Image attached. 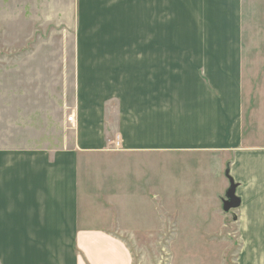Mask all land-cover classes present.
<instances>
[{"label":"crops","instance_id":"obj_1","mask_svg":"<svg viewBox=\"0 0 264 264\" xmlns=\"http://www.w3.org/2000/svg\"><path fill=\"white\" fill-rule=\"evenodd\" d=\"M244 2L0 0V88L72 92L61 148L0 147V264H134L114 203L135 189L161 206L173 160L183 224L230 228L232 264H264V87L244 97ZM110 151L144 159L90 163Z\"/></svg>","mask_w":264,"mask_h":264},{"label":"rangeland","instance_id":"obj_2","mask_svg":"<svg viewBox=\"0 0 264 264\" xmlns=\"http://www.w3.org/2000/svg\"><path fill=\"white\" fill-rule=\"evenodd\" d=\"M241 46L244 97L253 99L264 87V0H245ZM64 100L71 102L70 88H0V147L61 148V131L65 130V126H61L63 118L65 121L66 111L62 109ZM250 111L246 115L249 121L253 120ZM113 125L111 122L106 139L115 141L114 146H118L112 134ZM113 155L114 151H110L93 156L89 158L90 163L104 165L113 159L114 163L122 164L131 159H144L127 156L118 159ZM165 170L166 166L162 164V176ZM167 174V201H163L161 206L147 198L145 201L135 189L126 197L116 200L114 204L120 209L119 213L127 216H121L122 219L133 225L135 231L131 232L129 228V232L112 234L130 249L134 264H232L238 248V243L234 242L236 233L230 228L223 230L219 224L216 229L198 231L184 225V221L191 217L190 209H187L190 206L182 205L179 212L176 208L174 176L177 177V173L174 160L167 166ZM109 187L111 189V184H106V189ZM204 209L213 210L208 206ZM104 216L105 219L107 214L104 213Z\"/></svg>","mask_w":264,"mask_h":264},{"label":"water","instance_id":"obj_3","mask_svg":"<svg viewBox=\"0 0 264 264\" xmlns=\"http://www.w3.org/2000/svg\"><path fill=\"white\" fill-rule=\"evenodd\" d=\"M234 191L235 188L231 184L229 190L226 192L225 200L222 202V209L224 212L235 209L239 204V200L235 197Z\"/></svg>","mask_w":264,"mask_h":264},{"label":"built area","instance_id":"obj_4","mask_svg":"<svg viewBox=\"0 0 264 264\" xmlns=\"http://www.w3.org/2000/svg\"><path fill=\"white\" fill-rule=\"evenodd\" d=\"M67 121L70 122V123L73 122V117L72 116L68 117Z\"/></svg>","mask_w":264,"mask_h":264}]
</instances>
